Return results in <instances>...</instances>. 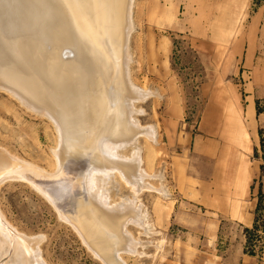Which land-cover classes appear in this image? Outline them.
I'll list each match as a JSON object with an SVG mask.
<instances>
[{"label": "rangeland", "instance_id": "374dc122", "mask_svg": "<svg viewBox=\"0 0 264 264\" xmlns=\"http://www.w3.org/2000/svg\"><path fill=\"white\" fill-rule=\"evenodd\" d=\"M227 3L228 0L134 1L131 77L138 86L159 93L157 97L138 103L144 109V114L138 116L140 123L157 127V143L140 138L139 145L146 169L161 175L160 179L151 182L163 187L165 192L140 193L153 229L143 234L139 227L129 225L132 234L146 244L139 249L143 252L141 255L124 256L127 264H264V200L259 218L260 239L255 242L256 255L252 257L244 249V228L224 217L226 202L222 199L221 186L225 178L219 168L220 143L208 154L203 147L194 149L191 160L193 186L200 192L191 197L196 201H181L179 196H173L176 195L173 192L169 196L172 170L180 166V153L184 147L179 139L181 132L189 128L192 141H204L203 121L218 84H223L221 86L227 90L224 97L232 94V88L243 90L245 83L252 85L258 80L264 84V0H245L237 33L247 36L245 44L235 41L219 44L212 40L218 31L223 34L216 20L222 13L226 19V11L220 8ZM237 5L239 3L235 7ZM257 13L261 16L259 29L251 22V17ZM250 39L253 41L248 42ZM248 48L253 49L250 55ZM112 60L116 66L113 84L119 89L120 58L115 51ZM177 94L184 116L178 125H174V97ZM113 97L107 110L99 115V125L95 124L96 136L91 137L92 145L89 144L88 150L85 148L87 151L77 161L67 162L61 172L53 173L51 148L55 145V136L52 124L0 89V147L18 157L0 168V181L3 180L0 184V226L13 240L18 234L11 225L25 235H44L41 249L48 264H103L81 243L70 226L57 218L52 206L30 184L48 193L61 184L80 183L84 170L98 157L101 141L110 134L107 130L111 114L121 108L118 96L116 100ZM255 101L259 110V138L263 140V147L259 144L253 155L258 170L250 194L257 201L259 184L264 193V98ZM91 153L94 155L88 159L87 155ZM205 184L206 189L212 186L211 192L204 190ZM237 187L241 193V186ZM71 188L78 190L76 186ZM126 191L127 187L119 181L118 194ZM115 193V190L111 191L114 199H118ZM233 212L243 220L236 206ZM5 260L3 258L0 264Z\"/></svg>", "mask_w": 264, "mask_h": 264}, {"label": "bare ground", "instance_id": "6f19581e", "mask_svg": "<svg viewBox=\"0 0 264 264\" xmlns=\"http://www.w3.org/2000/svg\"><path fill=\"white\" fill-rule=\"evenodd\" d=\"M134 1L0 0V89L52 124L53 173L88 150L99 115L112 103V96L120 99V110L108 120L110 134L101 141L98 157L84 170L79 184H61L48 193L30 184L103 264H127L125 255L143 253L139 249L146 241L128 228L134 225L143 234L153 229L139 195L165 192L151 182L161 175L146 169L139 145L140 138L157 143V127L140 123L144 109L138 103L159 93L138 86L131 77ZM113 51L120 58V90L113 84ZM15 159L0 147V168ZM119 181L127 187L125 194H118ZM11 228L18 234L15 240L0 226L3 264H48L41 249L44 235H25Z\"/></svg>", "mask_w": 264, "mask_h": 264}, {"label": "crops", "instance_id": "0c3cea01", "mask_svg": "<svg viewBox=\"0 0 264 264\" xmlns=\"http://www.w3.org/2000/svg\"><path fill=\"white\" fill-rule=\"evenodd\" d=\"M237 3L239 5L235 7ZM245 6V0H228L227 5L220 8V10L226 11L227 17L225 19V13H222L216 20V25H220L223 34L218 31L219 34H215L216 38L212 39L214 42L222 44L235 41L245 44L246 40H248L247 36L237 34L241 25V22L238 23L241 18V11L243 18ZM230 12L234 13L230 14ZM251 18L252 24L257 25V29H259L258 26L261 22L260 14L257 13ZM250 41H253V39H250L248 42ZM247 50L250 52L253 49L248 48ZM249 52L248 54L250 55L251 52ZM221 85L223 86V84H218V88L214 89L216 92L212 94L211 103L205 114L203 121L204 141L197 143L192 141L189 128L181 132L179 139L183 141L184 147L180 153V166L178 168L173 167V170L171 169L173 181L169 183V188L171 189L169 196H172L173 192L176 194L173 196H179L181 201H196L195 198L191 197L198 195L200 192L199 188L196 189L193 186L194 175L191 160L194 155V149L196 147L198 149L203 147L206 151L205 154H208L215 145L219 146L220 143L221 146L218 152L219 168L222 172H220L221 176L223 175L225 178L221 186L222 199L223 202H226L224 217L233 220L243 228H249L253 222V209L256 204V197H253L250 192L253 188L251 186L254 176L258 170V165L254 163L253 155L260 144L258 134L260 124L255 100H262L264 98V84L258 80L252 85L250 82L248 84L245 83L243 90L240 91L232 88V94L228 93L227 97L223 96V93L227 90ZM218 92L221 93L217 94ZM174 99L176 117L173 118L172 123L178 125L183 120L184 111L182 110L180 95L177 94ZM211 155L213 154L211 153ZM237 186H241V193ZM207 189H210L211 192L212 186H209ZM207 189L205 184L204 190L207 191ZM195 190H198L197 194ZM235 206L239 215L243 217V220H239L234 216L233 208Z\"/></svg>", "mask_w": 264, "mask_h": 264}, {"label": "trees", "instance_id": "16d2710c", "mask_svg": "<svg viewBox=\"0 0 264 264\" xmlns=\"http://www.w3.org/2000/svg\"><path fill=\"white\" fill-rule=\"evenodd\" d=\"M256 112L259 113V110L257 108V101H256ZM258 134L261 135V131L258 130ZM260 144L263 147V140L260 139ZM255 182V180H254ZM253 186H251L252 188ZM264 200V193L261 189V185L259 184L258 191H257V201L254 207V220L251 228H244V234H245V252L248 255L254 256L256 255V251L254 249L255 242H257L260 239V236L258 234L259 231V218H260V210H261V203Z\"/></svg>", "mask_w": 264, "mask_h": 264}]
</instances>
